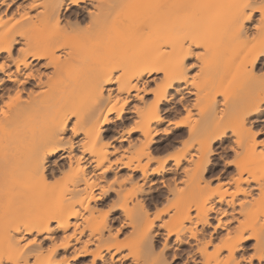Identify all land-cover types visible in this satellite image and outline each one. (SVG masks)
I'll use <instances>...</instances> for the list:
<instances>
[{
  "label": "bare ground",
  "instance_id": "obj_1",
  "mask_svg": "<svg viewBox=\"0 0 264 264\" xmlns=\"http://www.w3.org/2000/svg\"><path fill=\"white\" fill-rule=\"evenodd\" d=\"M14 1L0 0V264H243L250 239L262 264L264 10L254 0H23L9 14ZM179 107L189 117L173 122ZM228 133L233 170L209 199ZM183 136L182 154L152 166ZM109 192L122 219L100 209ZM162 196L171 213L157 223L149 210ZM217 203L233 226L222 216L212 226L211 212L227 216ZM162 236L167 250L190 245L185 259L155 251Z\"/></svg>",
  "mask_w": 264,
  "mask_h": 264
},
{
  "label": "rangeland",
  "instance_id": "obj_2",
  "mask_svg": "<svg viewBox=\"0 0 264 264\" xmlns=\"http://www.w3.org/2000/svg\"><path fill=\"white\" fill-rule=\"evenodd\" d=\"M7 1V0H6ZM23 0H15L14 1V3L12 4V7H11V9L9 10V14L11 13V11H14L15 10V8H16V6L15 5H17L16 4V2H18V3H20V2H22ZM255 2H256V6H259L260 7V9H262V10H264V0H254ZM127 2L130 4V2L132 3V0H127ZM134 2H136V0L134 1ZM88 6H90L89 4H88ZM6 7L4 6V5H1L0 4V9L3 11V9H5ZM83 14V15H82ZM81 14V18H79L78 19V21L80 22L79 23V27H81V28H85V26L87 25H89V19H88V17L86 16V14L85 13H82ZM259 12H255L254 13V15H253V18H252V23H257V19H259ZM82 19V20H81ZM81 20V21H80ZM88 22V23H87ZM87 23V24H86ZM194 61V59L193 58H191V59H188V62H189V65L190 64H192V62ZM264 74V69L260 72V74ZM1 75V74H0ZM147 97H149V98H151V96H147ZM133 103H137L136 101L135 102H133ZM131 105H133V104H131ZM187 115V117H189L188 116V113L186 112V110H183L181 107H179L178 108V111L177 110H175V111H173V112H171L170 113V115H169V118L173 121V122H179V121H181V120H183L184 118H185V116ZM185 119H187V118H185ZM128 124V123H127ZM121 127H122V129L125 127V126H119L118 128V130H122L121 129ZM70 134V133H69ZM135 135V134H134ZM232 138H233V136H231V133H228V135L223 139V141H222V143L221 142H219V143H217L216 144V150H217V154H213V156H212V160H213V163L216 165V166H218V169L216 170V172H213L210 176H208V178H206V180L208 181H204V184L206 185L207 183H209L210 184V186L212 187V189L211 190H213V189H215V188H219V189H217V191L215 192V190L214 191H212V192H215L214 194L213 193H211V190L210 191H206V190H204V191H206L208 194H206V192H205V195H207V196H209L210 197V195H211V197L209 198V199H212L214 196V198H216L217 196V192H223L225 189H226V187H227V181L229 180V175H231V173H232V170H233V167L232 168H230V167H227L226 166V164L227 163H232L233 161H234V159H235V153H233V151H231L230 149H229V146L231 145V144H233V140H232ZM187 140V138H186V136H183V137H177V138H175V143L169 148L168 147V149H165L164 151H162V152H160V153H158L156 156H155V162L152 164V166H154V167H156L157 165H158V160L159 161H163V160H165V159H167L169 162H171L172 161V159L175 157V156H177V155H179L180 153L182 154V150H183V143H184V141H186ZM258 140H260V141H262V142H264V130H263V132L262 133H260V134H258ZM75 152L77 153L78 152V150L76 149L75 150ZM184 164H186L185 162H183ZM125 173V172H124ZM173 174L174 173H168V174H165V176H164V179H167V180H171V181H169L170 183H172L173 182ZM109 177L111 178V177H113V174L112 173H110L109 174ZM205 182H207V183H205ZM226 184V185H225ZM162 184L161 183H158V187L161 189H159V191H161L162 193L164 192H166V189L167 188H165V187H162L161 186ZM181 185V184H180ZM129 186H131V185H129ZM128 186V187H129ZM209 186V187H210ZM148 187V185H146V188ZM205 187H207V186H205ZM209 187H207V189L209 190L210 188ZM225 187V188H224ZM130 188V187H129ZM194 188V187H193ZM223 188H224V190H223ZM188 189H190V190H188ZM188 189H186L187 191H185L186 193L187 192H189V193H187V194H190V193H192L191 192V189H192V187L190 188H188ZM206 189V188H205ZM223 190V191H222ZM130 191H131V189H130ZM192 191H193V189H192ZM166 195V194H165ZM204 195V196H205ZM213 195V196H212ZM167 196V195H166ZM166 196H162L154 205L155 206H150V212H149V217L151 218V219H155V218H159V220H157L156 222L157 223H159V222H161L162 220H164V219H167L168 218V216L170 215L169 213H171V211L169 210L170 208H171V198L169 199L168 197H166ZM203 196V195H202ZM203 196V197H204ZM167 199H166V198ZM205 198H207L206 196H205ZM107 199L108 200H105V202H104V204H102V205H100V209L103 211V212H105V213H108L109 214V216L110 217H112V216H115L116 218H119V219H122L123 218V212L120 210V208L118 207V205H116L117 204V202H116V196H115V194L114 193H111V192H109L108 193V197H107ZM168 199H169V201H168ZM202 199H204V198H202ZM167 201H168V204H167ZM208 201V203H209V201L211 202V200H206V202ZM116 203V204H115ZM207 203V204H208ZM112 205H116L117 206V208H116V206L114 207V209L112 210V209H110V207L112 206ZM169 206V207H168ZM216 209L219 207V208H222V209H225V211H226V213H225V215H227V216H224V215H219V211L218 212H211L210 214V219H211V223H212V226L214 225V224H216L217 223V221H216V218H218V216L219 217H221L222 216V220L224 221V223L225 224H223V225H225V228L226 227H230V226H233L234 224H235V221H233V219H232V214H230L231 213V207H228L226 204H221V203H217L216 204ZM237 206V205H236ZM113 207V206H112ZM129 207L132 209L133 208V204H129ZM238 207V206H237ZM167 208H168V210H167ZM218 208V209H219ZM101 211V212H102ZM228 211H230V212H228ZM233 213V212H232ZM167 214H169V215H167ZM165 216H167V217H165ZM161 217V218H160ZM163 217V218H162ZM227 218H229L230 220H228ZM232 219V220H231ZM161 220V221H160ZM228 224V225H227ZM114 225H116V223L114 224ZM212 226L211 227H209L208 229H209V231H213V229H212ZM116 227V226H115ZM224 228V226H222V228H218V230H217V234L215 235V237H216V239L217 238H220L221 237V235H224L225 234V232H226V229ZM227 228V229H228ZM129 230H130V228L129 227H127L124 231H123V233L121 234V238L123 237L124 238V236L125 235H128L129 234ZM126 237V236H125ZM171 241V240H170ZM163 236L162 237H160V239H158V241H157V245H156V248H155V251H157L158 250V252H160V250L162 251H164V253H166V255L167 256H171L172 257V253L173 252H177L179 255H182V257H184L183 259H185V255H186V253H187V251L188 250H190L191 249V247H190V245H184V246H181V248L179 247L178 249H177V247H175L174 246V244L173 243H170L171 245L169 246V248H168V250H167V248H164L163 247ZM172 242V241H171ZM254 242V240H252V239H250V240H248L247 242H244V246H243V250H240V253H238V255L240 256V260H242L243 258V260L241 261L243 264H259L258 263V260H257V258L256 257H253L252 255L254 254V250H253V247H252V243ZM42 243L44 244V245H48L49 243H50V241L49 240H43L42 241ZM190 247V248H189ZM174 248V249H173ZM172 249V250H171ZM183 250V251H182ZM253 253V254H252ZM185 254V255H184ZM251 254V255H250ZM243 255V256H242ZM243 258H242V257ZM248 257V258H247ZM247 258V259H246ZM251 258V260H249ZM85 260V261H88L89 259H90V256H87V257H85V258H81L80 259V261L79 260H71V263L72 264H83L84 263V261L83 260ZM79 261V262H78ZM76 262H78V263H76ZM83 262V263H82ZM129 261L127 260V261H125L124 262V264H127ZM99 264H101V262H99ZM169 264H180V262L178 261V260H175L174 261V259H172V260H170V262H169ZM190 264H196V263H193V261H190ZM262 264H264V262L262 263Z\"/></svg>",
  "mask_w": 264,
  "mask_h": 264
}]
</instances>
